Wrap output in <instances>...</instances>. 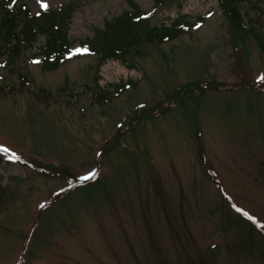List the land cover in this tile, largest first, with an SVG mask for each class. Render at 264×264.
Wrapping results in <instances>:
<instances>
[{
  "label": "rangeland",
  "instance_id": "1",
  "mask_svg": "<svg viewBox=\"0 0 264 264\" xmlns=\"http://www.w3.org/2000/svg\"><path fill=\"white\" fill-rule=\"evenodd\" d=\"M23 3L75 50L136 6L193 27L47 69L0 19V264H264V0Z\"/></svg>",
  "mask_w": 264,
  "mask_h": 264
},
{
  "label": "trees",
  "instance_id": "2",
  "mask_svg": "<svg viewBox=\"0 0 264 264\" xmlns=\"http://www.w3.org/2000/svg\"><path fill=\"white\" fill-rule=\"evenodd\" d=\"M156 1L158 7L164 0ZM240 1L242 0H220V3L222 8L235 12ZM133 8L134 11H127L108 21L104 28L96 30L95 37L82 42L79 50L87 51L73 50L74 43L69 37V24L74 10L71 4L60 11L48 9L33 14L23 0H0V19L3 26L7 27L9 42L15 37L18 43L32 46L38 34L42 32L47 34L48 40L42 50L45 61H41L47 69H54L78 56L101 55L104 60L111 58L124 60L125 55L132 48H136L144 38L153 42H165L193 27L183 15L171 26L145 28L148 26L151 13L143 12L138 6ZM22 23L23 26L19 29ZM19 31L24 32L23 38Z\"/></svg>",
  "mask_w": 264,
  "mask_h": 264
},
{
  "label": "snow or ice",
  "instance_id": "3",
  "mask_svg": "<svg viewBox=\"0 0 264 264\" xmlns=\"http://www.w3.org/2000/svg\"><path fill=\"white\" fill-rule=\"evenodd\" d=\"M41 7H43L44 9H47L48 5L47 3H42L41 4ZM78 51H87L86 49L84 50H78ZM262 80H264V77H261ZM95 177V172L93 173H90L88 176H84V177H81V180H88V179H91V178H94ZM245 215H247V213H245ZM251 219V217H250Z\"/></svg>",
  "mask_w": 264,
  "mask_h": 264
}]
</instances>
